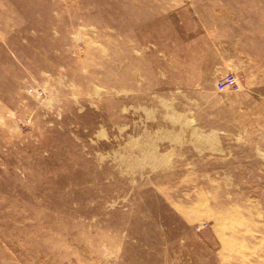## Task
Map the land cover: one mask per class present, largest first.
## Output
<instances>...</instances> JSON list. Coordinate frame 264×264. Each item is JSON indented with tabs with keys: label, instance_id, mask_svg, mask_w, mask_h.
<instances>
[{
	"label": "rangeland",
	"instance_id": "374dc122",
	"mask_svg": "<svg viewBox=\"0 0 264 264\" xmlns=\"http://www.w3.org/2000/svg\"><path fill=\"white\" fill-rule=\"evenodd\" d=\"M0 264H264V0H0Z\"/></svg>",
	"mask_w": 264,
	"mask_h": 264
},
{
	"label": "built area",
	"instance_id": "2783aa9c",
	"mask_svg": "<svg viewBox=\"0 0 264 264\" xmlns=\"http://www.w3.org/2000/svg\"><path fill=\"white\" fill-rule=\"evenodd\" d=\"M216 89L218 90H236L240 87L239 77L236 71H227L223 74L217 76L215 80ZM33 89V88H32ZM36 91V90H35ZM41 92V90H40ZM206 225V223H201L197 225V229H201Z\"/></svg>",
	"mask_w": 264,
	"mask_h": 264
},
{
	"label": "crops",
	"instance_id": "0c3cea01",
	"mask_svg": "<svg viewBox=\"0 0 264 264\" xmlns=\"http://www.w3.org/2000/svg\"><path fill=\"white\" fill-rule=\"evenodd\" d=\"M185 22H191V20H185ZM214 69L216 70L215 74L218 72L219 75L228 71L227 64L225 61H220L219 63H217Z\"/></svg>",
	"mask_w": 264,
	"mask_h": 264
}]
</instances>
